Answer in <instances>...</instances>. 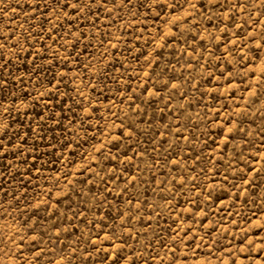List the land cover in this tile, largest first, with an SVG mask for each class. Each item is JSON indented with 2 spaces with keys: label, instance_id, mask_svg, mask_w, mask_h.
I'll list each match as a JSON object with an SVG mask.
<instances>
[{
  "label": "rangeland",
  "instance_id": "374dc122",
  "mask_svg": "<svg viewBox=\"0 0 264 264\" xmlns=\"http://www.w3.org/2000/svg\"><path fill=\"white\" fill-rule=\"evenodd\" d=\"M0 264H264V0H0Z\"/></svg>",
  "mask_w": 264,
  "mask_h": 264
}]
</instances>
